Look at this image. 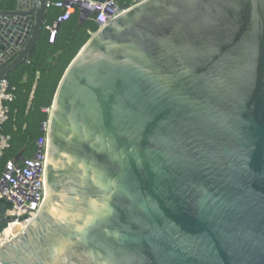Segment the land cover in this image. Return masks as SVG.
Listing matches in <instances>:
<instances>
[{"label":"water","instance_id":"1","mask_svg":"<svg viewBox=\"0 0 264 264\" xmlns=\"http://www.w3.org/2000/svg\"><path fill=\"white\" fill-rule=\"evenodd\" d=\"M46 1L0 6V79ZM46 128L41 207L0 264H264V0L131 6L70 61Z\"/></svg>","mask_w":264,"mask_h":264},{"label":"trees","instance_id":"2","mask_svg":"<svg viewBox=\"0 0 264 264\" xmlns=\"http://www.w3.org/2000/svg\"><path fill=\"white\" fill-rule=\"evenodd\" d=\"M15 1L5 0L0 6L11 8ZM62 13L61 8H47L45 25L36 46L27 59L6 76L13 99L6 102L7 118L1 126V132L9 136V145L0 152V176L6 161L14 159L21 163L35 153L37 140L45 134L41 125L48 119L55 91L65 69L90 33L98 29L92 15L81 19L80 11L75 9L58 23L54 39L49 42L46 25L54 23ZM1 202L8 206L7 201Z\"/></svg>","mask_w":264,"mask_h":264},{"label":"built area","instance_id":"3","mask_svg":"<svg viewBox=\"0 0 264 264\" xmlns=\"http://www.w3.org/2000/svg\"><path fill=\"white\" fill-rule=\"evenodd\" d=\"M142 1L144 0H47V8L54 6L63 9V13L56 18L54 23L46 25L49 31L48 41H53L58 23L65 20L75 10V6L84 9L85 18L92 15V19L99 28ZM12 99L13 93L9 90L6 78L0 79V152L9 145V136L1 132V126L7 118L6 102ZM43 124L42 130L45 134L37 140L35 153L21 163H17L14 159L6 161L0 176V200L8 202L4 211L5 226L0 232L3 234L6 229H10L6 241L23 230L28 221L35 216L43 201L47 158L46 122ZM16 228L18 229L15 231Z\"/></svg>","mask_w":264,"mask_h":264},{"label":"crops","instance_id":"4","mask_svg":"<svg viewBox=\"0 0 264 264\" xmlns=\"http://www.w3.org/2000/svg\"><path fill=\"white\" fill-rule=\"evenodd\" d=\"M6 205L5 203L1 202L0 203V232L2 230V226L5 223V218H4V211H5Z\"/></svg>","mask_w":264,"mask_h":264},{"label":"bare ground","instance_id":"5","mask_svg":"<svg viewBox=\"0 0 264 264\" xmlns=\"http://www.w3.org/2000/svg\"><path fill=\"white\" fill-rule=\"evenodd\" d=\"M10 232V229H6L3 234H0V247H2L7 241L5 240Z\"/></svg>","mask_w":264,"mask_h":264}]
</instances>
